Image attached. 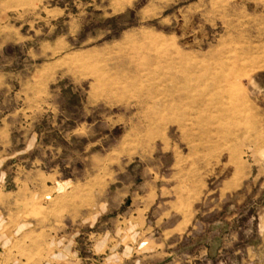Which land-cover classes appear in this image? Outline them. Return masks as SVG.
<instances>
[{
	"label": "rangeland",
	"instance_id": "rangeland-1",
	"mask_svg": "<svg viewBox=\"0 0 264 264\" xmlns=\"http://www.w3.org/2000/svg\"><path fill=\"white\" fill-rule=\"evenodd\" d=\"M0 264H264V0H0Z\"/></svg>",
	"mask_w": 264,
	"mask_h": 264
}]
</instances>
